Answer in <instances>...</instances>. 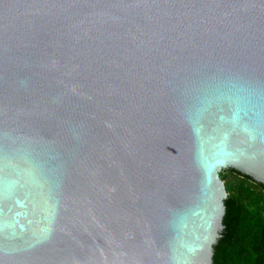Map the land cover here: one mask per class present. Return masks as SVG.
I'll return each instance as SVG.
<instances>
[{"label": "water", "instance_id": "water-1", "mask_svg": "<svg viewBox=\"0 0 264 264\" xmlns=\"http://www.w3.org/2000/svg\"><path fill=\"white\" fill-rule=\"evenodd\" d=\"M223 168L264 186V0H0V264H211Z\"/></svg>", "mask_w": 264, "mask_h": 264}, {"label": "trees", "instance_id": "trees-1", "mask_svg": "<svg viewBox=\"0 0 264 264\" xmlns=\"http://www.w3.org/2000/svg\"><path fill=\"white\" fill-rule=\"evenodd\" d=\"M221 228L212 244L211 264H264V186L233 168H224Z\"/></svg>", "mask_w": 264, "mask_h": 264}, {"label": "rangeland", "instance_id": "rangeland-1", "mask_svg": "<svg viewBox=\"0 0 264 264\" xmlns=\"http://www.w3.org/2000/svg\"><path fill=\"white\" fill-rule=\"evenodd\" d=\"M219 174H222V176H225L227 180L230 179L231 177L229 172L227 170H224V168L219 171Z\"/></svg>", "mask_w": 264, "mask_h": 264}]
</instances>
